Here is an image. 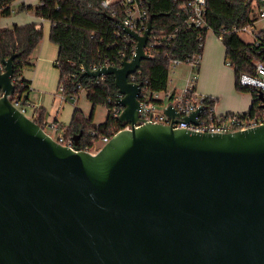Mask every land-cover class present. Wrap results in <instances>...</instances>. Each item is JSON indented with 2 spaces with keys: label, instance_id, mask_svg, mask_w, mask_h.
<instances>
[{
  "label": "water",
  "instance_id": "1",
  "mask_svg": "<svg viewBox=\"0 0 264 264\" xmlns=\"http://www.w3.org/2000/svg\"><path fill=\"white\" fill-rule=\"evenodd\" d=\"M252 1V0H250ZM132 60L83 74H113L122 125L96 153L53 138L11 101L17 53L0 62V264H264V123L199 131L201 103L169 124L139 117L141 61L153 16ZM261 70L264 71V66ZM264 108V92H258ZM83 132L73 136L80 143Z\"/></svg>",
  "mask_w": 264,
  "mask_h": 264
},
{
  "label": "trees",
  "instance_id": "2",
  "mask_svg": "<svg viewBox=\"0 0 264 264\" xmlns=\"http://www.w3.org/2000/svg\"><path fill=\"white\" fill-rule=\"evenodd\" d=\"M15 0H0V18L13 12ZM103 0H40L33 7L22 4L21 8H33L38 16L51 21L50 39L59 46L56 66L60 70L59 88L64 86L63 93L78 96L81 89L79 84L87 86V97L96 104H104L108 109L115 104L119 89L113 74L98 83L96 78L81 74V65L85 61L89 65L104 63L111 57L114 64H119L118 51L124 46L122 31L116 26V17L110 12L112 7H120L117 3L111 8L102 5ZM183 0H150V14L153 16L154 27L168 34L167 40L159 46L158 52L141 63V78L152 91L168 88L169 57L166 53L174 54L183 59L188 54L198 51V29L184 25L185 13L181 9ZM117 17H121L118 12ZM258 19V13L250 0H209L207 20L215 34L219 35L223 28L231 29L234 25L243 26ZM260 39L254 38L246 42L237 32H228L223 37L225 45V59L230 61L235 73V86L245 89L252 95L251 106L247 111L253 113L261 109L258 90L248 86H241L239 76L244 72H254L255 62L264 60V28ZM41 25L32 22L24 25L15 24L13 27H0V62L12 52L17 53L14 58L15 94L22 96L28 102V92L31 80L24 77L23 70L31 64V55L43 38ZM206 32L204 33V38ZM203 49H201L202 51ZM147 80V82H146ZM1 93V90H0ZM113 101L112 103L110 102ZM211 104L214 105L216 98ZM92 112L86 116L79 108L75 109L71 122L65 128V138L73 139L77 133L83 132L80 147L91 144L93 139L101 135L112 136L122 128V123L116 114L108 111L106 119L100 123L93 122ZM35 121L42 123L45 119V109L39 107ZM94 129L97 136L93 137L90 130Z\"/></svg>",
  "mask_w": 264,
  "mask_h": 264
},
{
  "label": "built area",
  "instance_id": "3",
  "mask_svg": "<svg viewBox=\"0 0 264 264\" xmlns=\"http://www.w3.org/2000/svg\"><path fill=\"white\" fill-rule=\"evenodd\" d=\"M252 0L253 8L258 13V19H264V0ZM209 0H183L181 2V9L185 13V21L184 25L189 28L198 29V51L193 54H188L185 59L176 56L174 54L166 53V56L169 57V73L171 69L176 68L183 62H187L190 66V76L187 78L186 85L182 88H173V89H164L158 91H152L146 85L145 81L142 80L141 74V64L140 66L133 72L128 75V78L131 82L141 84V92L139 95L140 99V107H139V117L142 120H149L154 122H162L169 124L172 122V118L165 112V107L172 102L174 108L178 110L182 115L189 114L191 110L197 108L201 103L204 104V108L200 110L197 117L199 123L196 122H187L182 123L181 121L175 122L174 126L176 127H186L189 129L209 132V131H219V132H228V131H236L240 129H245L248 127L260 125L264 123V108L261 107L259 111H255L253 113L249 111H240V112H223L218 113L215 109V104H211V100L215 97L211 95H205L199 92L196 88L198 70L200 68V63L203 55V50L205 45L204 33L208 30H213L207 20V7ZM117 3L120 7L119 11L117 8H113L112 4ZM102 5L105 8H111V16L116 17V26L120 28L118 33L122 31L124 36V46L121 47L118 51V58H121L119 64H114L112 62L111 57H107L104 60V63H96L93 65H89L91 70L100 69L106 65H116L121 66L122 60L127 58V60H132L136 54L137 49V39L130 35L123 27L122 23L125 26L130 27L140 35L144 34L147 29L148 19L150 14V0H103ZM118 12H120L121 17H117ZM255 23H247L243 26L234 25L231 29L223 28L219 33L218 37L223 39L224 35L228 32H237L240 33L242 31L250 32L254 35V38L260 39L262 36L257 32L256 28H251V26ZM215 33V32H214ZM206 37V36H205ZM168 38V34L163 30H158L154 27V23L152 29L149 34L148 42L145 46V52L150 55V57L158 52L159 46L162 45ZM145 60V59H143ZM142 60V61H143ZM141 61V63H142ZM228 65L231 66L230 61L227 62ZM262 66H264V60H257L255 62V70L254 72H244L239 76V83L241 86H248L253 89H257L259 91L264 92V71L261 70ZM85 63L81 65V74L85 71ZM90 76V75H89ZM107 75L102 74L101 76H91L96 78V82L100 83L104 81ZM147 82V80H146ZM78 87L82 90L87 89V86L79 84ZM64 86L60 87V90L63 91ZM63 97H65L62 92ZM70 96V95H66ZM77 97V96H71ZM123 97V94L119 91L117 94V99L115 104L112 105L108 111H111L113 114L117 116L123 110V106L118 104L120 98ZM76 99V98H75ZM110 102L111 98L109 99ZM12 103L19 108L26 115L28 111L29 101L25 102L22 96H18L14 93L11 98ZM37 115V109L34 112V116L30 118L34 119ZM35 120V119H34ZM42 127L50 133L54 139L59 141L62 144L69 145L74 149H84L90 151L92 153H96L105 143L109 141L111 136L109 135H101L96 139H93L91 144L80 147L74 141V139H66L65 131L60 127L59 123L56 120L47 121L44 120L40 123ZM124 127H131V123L128 122ZM50 129V130H48ZM52 131V133H51ZM54 133H57L55 136ZM90 134L93 137L97 136V132L94 129L90 130Z\"/></svg>",
  "mask_w": 264,
  "mask_h": 264
},
{
  "label": "rangeland",
  "instance_id": "4",
  "mask_svg": "<svg viewBox=\"0 0 264 264\" xmlns=\"http://www.w3.org/2000/svg\"><path fill=\"white\" fill-rule=\"evenodd\" d=\"M254 2H256V0ZM251 28H256L257 30L264 28V19H257ZM240 35L246 42L254 40V35L250 32L242 31L240 32ZM224 51L225 46L223 44V40L220 39L212 30H208L205 37V45L200 63V67L202 66V69L201 71L198 70V88L206 91L212 90L215 92H221L220 94L222 97H220V103L216 106L218 100L216 99L215 102L217 112L220 113L226 110L240 112L249 108L248 105L251 106L252 95L245 89L236 88L235 73L231 66L227 64ZM27 67V69L31 71V77H29V79L35 78L34 67L31 65H28ZM58 69L59 68L54 63H51L50 69H46L47 81L49 82L51 89L50 91L46 90L45 92H51L52 94L49 95L45 93V98H49V100L46 103L47 105L45 103L43 104L47 106L49 111L54 112L58 109L61 112V115H65L70 118L73 106L74 108H79L86 116H89L92 112H94L93 122L95 123L104 121L108 113L107 107L101 103H98L95 107H93V103L87 97L85 90H82L77 97L69 96L67 101H61L59 95L62 94V91L59 88L60 71ZM190 74H192V72H190V66L187 62H183L176 68L171 69L169 73L168 88L173 89L177 87L179 89L184 87ZM35 90L40 92L37 84H35ZM53 91L56 92L55 96H53ZM75 98L78 100L77 102ZM34 102L37 103L38 101ZM61 102L65 106V110L63 105L60 104ZM247 103L248 105H246ZM27 114L31 117L34 116L32 103H29ZM54 135L56 136L57 133H54Z\"/></svg>",
  "mask_w": 264,
  "mask_h": 264
},
{
  "label": "crops",
  "instance_id": "5",
  "mask_svg": "<svg viewBox=\"0 0 264 264\" xmlns=\"http://www.w3.org/2000/svg\"><path fill=\"white\" fill-rule=\"evenodd\" d=\"M39 1L40 0H15L12 5L13 12L10 15H5L0 18V27L9 28V27H13L15 24L24 25V24H28L32 22H35L42 26L43 33H44L43 38L40 44L38 45V47L35 49V51L31 55V59H30V62H31L30 65L33 66L35 70L34 71L35 78L30 79L31 88L28 92V97H29L28 101L29 103H32L34 112L39 107H43L45 109V119L47 121L56 120L59 123L60 127L63 130H65V128L68 126V124L72 120L76 107L74 108L72 106V112H71L70 118H68L65 115H61V112L58 109H56L54 112L53 111L50 112L46 106L47 105L46 103L49 100V98H45V93L49 95L52 94L51 92L49 93L45 92L46 90L50 91L51 89L49 86V82L47 81L46 69H50L51 63H54V64L56 63L58 52H59V46L50 40L51 21L41 16H38L33 8L31 9L21 8L22 4H31L34 7L39 3ZM224 56H225V51H224ZM27 68L28 67H25V69L23 70V75L24 77L29 79V77H31V71H29ZM201 69H202V66L199 68V70L201 71ZM35 84L39 86L40 92H38V90L37 91L35 90ZM197 90L205 95L214 96L218 100L216 106L220 103V97H222V95L220 94L221 92H215L212 90L206 91V90L199 89L198 83H197ZM55 95H56V92L53 91V96ZM64 96L65 97H63L62 94L59 95V98L61 99L62 102L63 100L67 101V98L69 97L66 95ZM75 100L76 102L78 101L77 99ZM34 101H38V102L36 103ZM62 102L60 103L61 105H63ZM43 103H45L46 105ZM246 105H248V103ZM216 106H215V109H216ZM63 107L65 110L66 108L64 105ZM248 107L250 106L248 105ZM248 109L249 108L244 109L243 111H246ZM223 112H234V111L226 110L220 113H223Z\"/></svg>",
  "mask_w": 264,
  "mask_h": 264
}]
</instances>
